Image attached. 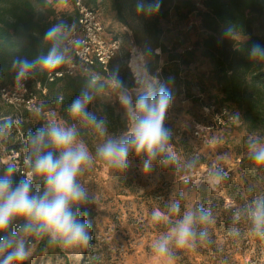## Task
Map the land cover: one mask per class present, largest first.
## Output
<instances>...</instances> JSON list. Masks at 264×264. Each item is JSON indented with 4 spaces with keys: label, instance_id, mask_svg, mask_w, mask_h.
<instances>
[{
    "label": "rangeland",
    "instance_id": "rangeland-1",
    "mask_svg": "<svg viewBox=\"0 0 264 264\" xmlns=\"http://www.w3.org/2000/svg\"><path fill=\"white\" fill-rule=\"evenodd\" d=\"M182 1L163 0V9ZM192 2L202 8V0ZM138 3L126 11L128 24L117 19L112 0H99L92 5L102 14L107 35L122 39L126 58L117 61L116 65L120 63L132 75L134 87L125 89L133 100L145 92L135 91L139 83L126 59L129 61L132 56V60L141 53L146 68L144 50L150 45L148 40L139 45L135 37V30L142 27L137 16ZM186 12L187 8L183 11L172 8L169 17L160 23L162 40L170 48L177 51L189 48L196 52L193 62L182 66L183 75L190 81V90L172 97L165 116V127L171 132L170 154L174 159L165 165L161 162L164 157L158 158L147 173L142 169L145 157H137L134 153L129 155L124 172L94 159L93 165L79 178L94 197L93 203L86 207L91 224L90 244L74 250L55 246L44 249L39 246L40 239H34L25 264H169L153 252L152 244L166 231V226L151 224L150 214L157 208L166 212L171 201H179L182 209L206 207L215 218V223L209 227L211 242L198 244L195 249H174L175 259L171 264H264V240L251 234L243 215L234 223L235 210L226 211V208L240 209L255 196L264 194V167L249 160L247 149L250 140L264 143V132L250 135L236 111L233 120L219 112L220 88L212 76L211 63L200 55L199 44L204 34L201 17ZM254 31L264 34V16L256 21ZM134 47L138 51L134 49L131 55L130 50ZM155 53L160 54V50ZM162 57L163 63L167 56ZM149 74L157 79L154 86L161 84L160 70ZM121 91H111L108 96L120 102ZM94 103L95 98H91L90 104L93 106ZM211 103V107L206 106ZM42 114L49 122L75 125L93 155L95 147L104 139L128 134V131L123 134L106 131L101 137L86 121L78 119L70 124L52 110ZM14 117L15 110L6 103L5 90L0 87V118ZM129 127L130 122L128 130ZM12 133L9 129L0 133V155L3 163H14L20 169L18 153L9 152L7 147L28 140L20 132L17 136ZM217 170L225 174V179L215 188L209 187L206 178L209 172ZM233 229H238L239 234H232Z\"/></svg>",
    "mask_w": 264,
    "mask_h": 264
},
{
    "label": "clouds",
    "instance_id": "clouds-1",
    "mask_svg": "<svg viewBox=\"0 0 264 264\" xmlns=\"http://www.w3.org/2000/svg\"><path fill=\"white\" fill-rule=\"evenodd\" d=\"M158 7V3L145 4L141 0L137 10L152 11ZM60 32L59 25L46 32L45 38L51 43L49 52L35 61H21L20 75L36 64L46 70H55L64 64L65 56L57 43ZM250 55L264 59V46L253 45ZM114 83L122 90L120 103L130 118L126 137L104 139L95 147L93 155L75 125L52 121L29 134L24 160L28 171L21 172V179H15L20 170L14 163L4 168L0 175V264H25L34 239H46L49 246L63 250L90 244L91 224L86 207L93 203L94 197L79 178L93 165L94 159L124 172L129 155L134 153L137 157H145L142 166L145 173L151 171L153 163L162 156L161 162L165 165L174 159L170 154L171 132L164 124L172 99L170 93L161 87L154 94H140L133 100L122 80L114 77ZM90 101L87 92L76 97L68 107V114L73 120L86 121L103 137L105 121L87 111ZM13 123L8 120L0 125V133L11 128ZM247 149L254 165L264 167V143L250 140ZM224 179L225 174L217 170L209 172L206 182L215 188ZM34 184L40 187L34 188ZM241 213L251 234L264 240V194L255 196L238 210L234 223ZM150 223L166 226V231L154 240L152 249L158 258L171 264L175 259L174 249H195L198 244L211 242L209 227L215 223V218L206 207L182 209L179 201H171L166 212L153 209ZM232 234L238 235V229H233Z\"/></svg>",
    "mask_w": 264,
    "mask_h": 264
},
{
    "label": "trees",
    "instance_id": "trees-1",
    "mask_svg": "<svg viewBox=\"0 0 264 264\" xmlns=\"http://www.w3.org/2000/svg\"><path fill=\"white\" fill-rule=\"evenodd\" d=\"M77 0H0V87L13 85L22 75L19 74V63L23 60L35 61L38 57L47 55L51 43L45 38L46 32L53 26H61L58 34V47L65 56V62L70 57L65 45V38L78 19L75 7ZM89 5L99 3V0H84ZM193 1V0H192ZM183 0L170 8L163 9V0H144L158 3L159 7L152 11H137L141 20V29L135 30L137 43L142 45L146 40L144 54L147 58L146 68L153 74L160 70L161 84L154 86L144 94H154L161 87L166 89L171 98L190 90V81L183 75L182 66H189L195 58V50L185 48L177 51L170 48L162 40L161 20L171 14L172 8L186 14L197 13L201 17V28L204 30L199 44L200 55L209 60L213 69L212 76L220 88L219 112L222 116H235L236 111L243 121L245 130L250 134L264 132V59L253 58L250 50L253 45L264 46V34L254 31L256 21L264 16V0H202V8L198 3ZM141 0H112V8L117 19L128 24L126 11ZM62 6V9L59 7ZM159 49L160 54L155 53ZM162 56H167L163 63ZM111 62L109 73L100 64L95 65L93 74L87 76H64L49 80V75L61 70L64 64L55 70H46L39 64L28 70L33 75L29 87L37 94L39 108L36 111H24V121L19 129L13 123L11 135L23 134L26 140L30 133L47 126L49 121L42 114L45 111H55L63 120L70 124L73 120L68 114V107L73 99L87 92L95 98L92 106L87 105V111L98 120L105 121L106 131L123 134L128 131L130 118L117 99L108 96L111 91L119 92L114 83V77L124 83V88L134 87V81L128 68L116 62ZM26 73V72H25ZM37 82L40 87L37 88ZM46 90V92H44ZM213 103L206 106L211 107ZM226 111V115L223 114ZM13 118H0V125ZM210 127V125H207ZM8 151L18 153L21 159L20 171L15 179H21V172H27L25 156L28 151V141H19L7 147ZM249 160H251L249 156ZM252 161V160H251ZM8 164L2 162L0 155V175ZM34 184V188H39ZM236 200L235 197H232ZM244 207L241 206L240 209ZM236 209L226 208V211L237 213ZM241 215H243L241 213ZM88 221L89 216H87ZM37 242V240H35ZM39 246L44 249L51 247L47 240H40ZM40 247V248H41Z\"/></svg>",
    "mask_w": 264,
    "mask_h": 264
},
{
    "label": "built area",
    "instance_id": "built-area-1",
    "mask_svg": "<svg viewBox=\"0 0 264 264\" xmlns=\"http://www.w3.org/2000/svg\"><path fill=\"white\" fill-rule=\"evenodd\" d=\"M75 7L78 11V19L70 26L65 38V45L70 57L61 70L49 75L50 81L64 76H89L93 74L97 64L102 65L103 69L109 73L111 62L117 58L121 60L126 58L121 37L107 35L100 10L87 4L84 0H77ZM129 32L131 33V31ZM134 49L138 51L137 47L132 48L131 55ZM131 58L129 61L126 59L130 68ZM31 79H33V75L26 72L15 84L1 88L5 90L6 103L15 110L14 124L17 129L25 119V110L36 111L39 108L37 94L29 87ZM36 84L39 88V82ZM223 113L226 115V111ZM233 118L232 115L227 117L230 120Z\"/></svg>",
    "mask_w": 264,
    "mask_h": 264
},
{
    "label": "bare ground",
    "instance_id": "bare-ground-1",
    "mask_svg": "<svg viewBox=\"0 0 264 264\" xmlns=\"http://www.w3.org/2000/svg\"><path fill=\"white\" fill-rule=\"evenodd\" d=\"M131 68L137 78L138 87L135 91L143 93L150 90L157 82L155 77H152L145 68V59L141 53L133 57L131 60Z\"/></svg>",
    "mask_w": 264,
    "mask_h": 264
}]
</instances>
